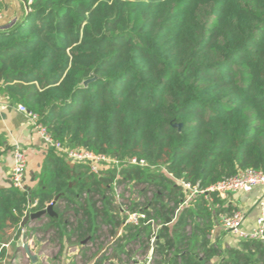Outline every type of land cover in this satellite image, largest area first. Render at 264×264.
<instances>
[{
	"label": "trees",
	"instance_id": "obj_1",
	"mask_svg": "<svg viewBox=\"0 0 264 264\" xmlns=\"http://www.w3.org/2000/svg\"><path fill=\"white\" fill-rule=\"evenodd\" d=\"M28 8L0 32L1 95L65 147L148 167L94 175L49 152L34 191L0 190V240L59 197L49 220L62 224L55 208L64 203L79 241L97 240L103 225L114 245L126 233L140 244L146 227L124 226L114 201L113 184L128 182L143 185V197L154 190L139 211L162 223L155 264H264V239L211 244V228L232 208L212 193L210 205L196 197L184 206L176 182L205 190L248 169L264 173V0H30ZM118 248L115 256L129 253Z\"/></svg>",
	"mask_w": 264,
	"mask_h": 264
},
{
	"label": "crops",
	"instance_id": "obj_2",
	"mask_svg": "<svg viewBox=\"0 0 264 264\" xmlns=\"http://www.w3.org/2000/svg\"><path fill=\"white\" fill-rule=\"evenodd\" d=\"M4 1L5 5H7L4 7L5 13H3L4 18L0 25V32L10 28L26 12L24 0H19L22 3L20 5H15V2L10 5L7 0ZM7 103L12 107L4 108L0 111V190L11 187L12 156L15 147L18 146L23 150L27 160L24 188L31 192L37 188L41 169L49 152L52 151L48 150L43 141L32 132L27 118L14 108L16 105ZM260 191L261 189L258 188L249 194L230 195L229 200L223 202H226L231 208L242 209L247 223L252 225L257 216L256 204ZM55 209H57L63 219L62 224L50 222L49 216H46L39 220L29 221L23 229L19 227L14 233L3 236L0 240V249L2 245L5 246L1 249L3 250V255L0 259V264H126L122 260L124 254L115 256L116 251L109 257L106 256L107 249H104L105 254H102V250L98 253L88 254L87 248L97 240H89L88 238L84 241H79L78 233L70 231L71 228L68 225L70 216L74 215L72 209L66 210L64 203L58 204ZM54 214L58 217V214L55 212ZM188 229L190 227L187 228V231ZM24 237L28 238V240L32 239L30 244V256L32 257L29 258L20 247V244L26 241ZM117 238H123V240H120L119 246H124L126 251V247L129 245L128 233L124 236L123 234L119 235ZM207 240L216 247L233 244L231 242L226 243L224 234L218 227L217 222H215V225L207 235ZM134 242L131 243L134 244ZM144 253H146L145 250H138L136 254ZM172 258L173 254H170L167 259L168 262ZM131 263L132 260H130L129 264ZM209 264H219V261L218 259H212Z\"/></svg>",
	"mask_w": 264,
	"mask_h": 264
},
{
	"label": "built area",
	"instance_id": "obj_3",
	"mask_svg": "<svg viewBox=\"0 0 264 264\" xmlns=\"http://www.w3.org/2000/svg\"><path fill=\"white\" fill-rule=\"evenodd\" d=\"M26 1V4L28 6L30 0ZM3 18V13L0 12V25L3 21ZM8 107L11 108L12 106H10L6 102L5 98L0 93V111ZM14 108L27 118L32 132L43 141L46 148L54 152L58 157L63 158V160L71 166L84 165L88 168L89 172L94 175H99L102 171L110 168L120 169L121 167L127 165L137 166L140 168L148 167V165L143 161L138 162L136 159H131L129 161H119L102 155H94L86 150L65 147L59 142L54 141L46 133L45 128L40 123L39 117L37 115L30 113L22 105H16ZM12 157L13 165L10 173L11 187L18 190H25L24 182L27 167L26 156L23 150L17 146L13 151ZM176 182L180 184V186H182V188L187 193V198L183 203L184 206L189 205L190 202L196 197H202L203 200L207 202L208 205H210L212 199L209 197V194L211 193L215 194L220 200L227 202L230 195L249 194L255 189H261L259 194L260 196L256 204L257 216L252 225H249L247 223L245 215L238 209H234L227 214L219 215L217 218V225L222 230L225 240L231 243L250 242L264 239V173L248 169L238 173L233 177L226 178L205 190H200L197 187H191L189 184L183 181L176 180ZM115 184L116 183L113 184V189ZM113 195L114 201L122 213L124 226H149L151 228L147 236L140 237L143 242L147 241V243H149V250L144 254H135V258L131 259V264H155L156 260H158V257L156 256V254H154L153 247L155 241L157 240L159 230L162 227V223L155 219L148 218L142 211H131L130 204L121 205V202H123V200L122 198H118L114 194V190ZM35 205L36 202L29 206L28 209L34 207ZM189 231L190 229H188V232ZM25 240L26 241L23 244H27L30 250L32 239L28 240V238H25ZM113 242L114 240L109 246L110 248L107 249L106 256L108 257L113 254ZM4 246L5 245H2L1 249ZM127 247L126 252H128ZM124 256H122V258H124Z\"/></svg>",
	"mask_w": 264,
	"mask_h": 264
},
{
	"label": "rangeland",
	"instance_id": "obj_4",
	"mask_svg": "<svg viewBox=\"0 0 264 264\" xmlns=\"http://www.w3.org/2000/svg\"><path fill=\"white\" fill-rule=\"evenodd\" d=\"M7 2L10 5L14 4L13 2H15V5L22 4V3H20L19 0H14V1L7 0ZM24 2L26 4L25 0H24ZM26 6H27V4H26ZM3 13H5V9H3ZM143 188H145L143 185H137V184L128 183V182L116 183L114 185V194L118 198L119 197L122 198L123 202H121V205H129L130 204V206H131L132 201H136L137 202V210L136 211H139L140 208H142L144 205H146L148 200L153 198V193H154L153 189H151V190L148 189L149 192L147 194H145L143 197L142 194L140 193V192H142ZM107 196H109V197L112 196V193H108ZM232 210H234V208H232ZM238 210H240L245 215V213L242 209H238ZM225 214H227V213H225ZM69 221H70L72 227L76 223V220H75V218H73V216H70ZM145 227H146V231L141 232V234L143 233L142 234L143 236H147L149 234L150 229H151L149 226H145ZM109 230H110L109 227L102 225V227L100 229L99 238L97 239V241L94 244H92L91 246H89L87 248L88 254H93V252L98 253L100 250H102L101 252L103 254L104 249L110 248L109 246L112 244V241L114 240L115 237L110 236ZM189 232L187 231L186 234H189ZM227 242L228 241L226 240V243ZM119 245H120V242H118V243L116 242V244L113 245V247H112L113 252L118 251ZM148 246H149V243H147V241H144V242L140 243L139 245L130 244L127 247L128 248L127 251L129 253L126 254L124 256V258H122L123 261L126 264H129L130 260L135 258L134 256L137 253V250H145L147 252L149 250ZM221 248H223V247H221Z\"/></svg>",
	"mask_w": 264,
	"mask_h": 264
},
{
	"label": "water",
	"instance_id": "obj_5",
	"mask_svg": "<svg viewBox=\"0 0 264 264\" xmlns=\"http://www.w3.org/2000/svg\"><path fill=\"white\" fill-rule=\"evenodd\" d=\"M26 8V12L29 11V8L28 6L25 7ZM96 78H93V79H90V80H86L83 85L86 86L89 82H92L93 80H95ZM59 197H56L54 198V200L52 201L51 204H49L45 209L41 210V211H38V212H34V213H25L21 222H20V225L19 227L20 228H24L26 226V224L29 222V221H35V220H39L40 218H44L46 216H55L54 212H53V206L54 204L58 201ZM20 247L23 248V250L25 251L26 255L28 257H32L30 256V250H29V247L27 244H23L21 243L20 244ZM33 261H35L34 258H32Z\"/></svg>",
	"mask_w": 264,
	"mask_h": 264
}]
</instances>
